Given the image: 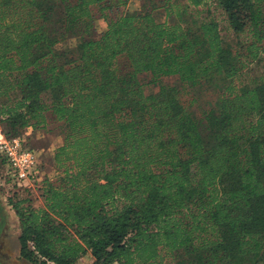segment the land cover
<instances>
[{"label":"trees","instance_id":"16d2710c","mask_svg":"<svg viewBox=\"0 0 264 264\" xmlns=\"http://www.w3.org/2000/svg\"><path fill=\"white\" fill-rule=\"evenodd\" d=\"M149 2L0 0V128L62 136L44 205L14 203L32 264H264V0H214L227 27L191 15L206 0Z\"/></svg>","mask_w":264,"mask_h":264},{"label":"rangeland","instance_id":"374dc122","mask_svg":"<svg viewBox=\"0 0 264 264\" xmlns=\"http://www.w3.org/2000/svg\"><path fill=\"white\" fill-rule=\"evenodd\" d=\"M127 5L122 8L131 10L140 9L144 4H150L149 0H126ZM181 5L186 4L187 0H174ZM210 11L206 10L207 6H201V12L198 16L195 15V10L191 12V15L205 18L210 14H213L220 21L222 26L227 27L224 12L215 4L214 0H206ZM59 7H61L60 1H55ZM121 8V9H122ZM159 19L165 20L166 16L163 10L156 12ZM107 28L106 22L97 13L95 18V35H101ZM223 34L228 39H234V33L226 28ZM79 38H69L57 45L59 49H71L77 48ZM245 77L247 81L264 77V58H261L252 63L245 71ZM152 74L142 73L139 75V79L143 84L146 94H157L162 86L179 84V78L177 76H162L157 81L152 80ZM199 101L192 107V110L201 116L205 110H208L215 105L217 93L211 87L200 88L195 91ZM1 129V128H0ZM2 130V129H1ZM16 137H19L25 148L34 150L38 155V173L32 180L17 181L10 170L8 173L7 165H1L0 167V264H32L21 254V244L19 236L21 233L19 218L16 214L14 203L17 201H24V205H33L35 207H41L43 202V181L46 177H52L56 173L54 158V149L62 141V136L58 131H44L36 130L32 131V128L27 130H21ZM15 138V137H14ZM3 159L0 156V160ZM5 163V161H4ZM92 262L91 257H83L76 264H90Z\"/></svg>","mask_w":264,"mask_h":264},{"label":"built area","instance_id":"2783aa9c","mask_svg":"<svg viewBox=\"0 0 264 264\" xmlns=\"http://www.w3.org/2000/svg\"><path fill=\"white\" fill-rule=\"evenodd\" d=\"M0 156L17 181L32 180L38 173V155L34 150L25 148L19 137L8 138L0 129ZM111 264H120L113 262Z\"/></svg>","mask_w":264,"mask_h":264},{"label":"crops","instance_id":"0c3cea01","mask_svg":"<svg viewBox=\"0 0 264 264\" xmlns=\"http://www.w3.org/2000/svg\"><path fill=\"white\" fill-rule=\"evenodd\" d=\"M85 257H91L92 258V256L90 254L86 255Z\"/></svg>","mask_w":264,"mask_h":264}]
</instances>
